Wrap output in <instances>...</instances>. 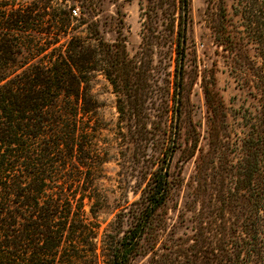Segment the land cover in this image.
Listing matches in <instances>:
<instances>
[{
	"label": "trees",
	"instance_id": "1",
	"mask_svg": "<svg viewBox=\"0 0 264 264\" xmlns=\"http://www.w3.org/2000/svg\"><path fill=\"white\" fill-rule=\"evenodd\" d=\"M77 1L90 8L98 0ZM177 1V26L172 21L162 30L167 52L175 43L173 103L165 109L176 118L181 114L189 0ZM29 7L22 6L13 18L0 12V264H132L149 253L146 264H264V0H235L231 15L221 5L222 21L209 26L216 45L227 53L229 71L257 101L254 110L246 109L242 115L247 128L242 157L230 178L232 186L223 190V206L215 207L219 216L199 219L191 243L163 241L170 225L164 207L179 184L171 171L179 145V126L173 125L139 197L116 213L104 230L99 253V222L93 208V170L99 151L88 143L96 132L89 124L97 105L88 83L98 71L110 83L116 96L117 135L122 140H152L146 122L138 125L134 119L143 118V110L151 118L164 115V108L153 114L161 109L154 107L157 81L148 66L159 26H143L141 45L132 57L126 51L122 26L111 42L100 35L98 26H89L91 32L85 37L74 35L64 44L56 45V40L40 48L28 47L36 56L51 47L36 61H16L11 57L19 49L9 33L13 26H21L20 37L29 26L43 33L39 27L44 25L46 10L33 17ZM72 9H55L47 18L54 24H48L54 34L64 33ZM116 13L121 15L120 10ZM233 16H239L236 23ZM245 39L253 54L245 48ZM167 59L170 65L171 56ZM203 92L211 152L216 153L224 145L219 140L224 105L213 82L203 84ZM196 144L193 139L188 158ZM197 168L204 187L205 166L199 163Z\"/></svg>",
	"mask_w": 264,
	"mask_h": 264
},
{
	"label": "rangeland",
	"instance_id": "2",
	"mask_svg": "<svg viewBox=\"0 0 264 264\" xmlns=\"http://www.w3.org/2000/svg\"><path fill=\"white\" fill-rule=\"evenodd\" d=\"M41 4L46 5V9L40 7ZM160 4L158 0H98L91 3L89 8L77 0H0V12L9 13L8 17L13 18L22 6H30L29 12L33 17L43 14V10H46L45 15L43 14L44 25L39 27L43 33L39 34L35 26H29L24 37H20L23 34L18 31L21 26H13L9 32L13 35L15 46L19 48L11 54V57L16 61L28 60L30 63L49 52L51 47L38 56L34 53L35 51L28 50V47L40 48L48 41L56 40H58L56 45L64 44L70 36L74 35L85 37L91 32L87 29L89 26H98L100 35L110 42L116 37L119 26H122L126 51L132 57L141 45L143 26H159L155 32L159 38H154L152 41L155 48L151 54V63L148 64L152 68L153 81H157L155 94L158 97L154 107L161 110L154 111L153 114L156 115L160 114L163 108L165 109L167 103L168 106H172L171 95L174 93L172 89L173 59L176 52L172 48L175 43L171 44L167 52V46L164 47L168 44L164 43L166 32L162 30L165 26H171L172 21L176 27L179 20L177 0H163ZM233 4L235 0H211L210 2L189 0L185 25V56L181 71L183 75L181 114L176 118L171 109L168 111L165 109L161 117L151 118L147 116L148 112L143 110L141 113L143 118L136 117L134 121L138 125L146 122L153 138L149 142L142 140L139 143H132L131 139L124 141L119 134L117 135L118 113L115 107V93L101 72L91 74L88 88L97 107L90 114L92 121L89 125L93 126L96 132L92 141L88 139V143L92 142L99 151L93 170V185L96 188L93 208L96 212V220L99 222L96 238L98 253L102 234L114 219L115 214L139 197L140 190L149 177L150 168L155 166L168 140L170 130H173L171 128L173 125L179 126L176 134L179 145L171 161V171L178 176L179 184L164 207L167 222L170 225L167 233L162 237L163 241L166 238L179 242L187 239L185 242L191 243L193 239L189 238H193L194 227L199 219L206 221L214 218L215 215L219 216V211L215 207L223 206L220 199L223 190L232 186L234 181L231 182L230 178L237 170V164L242 157L241 145L247 131L242 115L246 109L254 110L257 107V101L247 87L241 85V81L235 79V74L229 71L227 53L216 45L209 27L213 22L222 21L221 5L225 6L227 13L231 15ZM60 8H65L67 12L74 8L76 13L71 11L69 25L64 33L58 35L54 34V28L48 27V24L49 26L54 24L51 25V20L47 18H51L53 11ZM117 10L121 13L119 17ZM118 18L122 19V24H119ZM238 20L239 16H233L235 23ZM174 37L175 32L172 33V39ZM243 44L245 48L247 47L248 53L253 54L252 46L246 42V39ZM169 55L172 59H170V65H167ZM166 67L167 70H165ZM166 79L169 84L165 81ZM210 82H213V89L224 105L222 133L219 138L224 145L221 144L223 147L216 153L211 152L209 112L203 92V84ZM160 96L161 100L158 99ZM169 98L170 100L167 101ZM154 125L156 127H153ZM193 139H197L196 149L188 158ZM204 155L203 160L206 164L203 160L201 161ZM199 163L205 166L203 169L207 174L204 187H201L198 178L197 164ZM226 218H230V214H227ZM167 243L169 241L166 240ZM150 255L149 253L138 257L132 264H146Z\"/></svg>",
	"mask_w": 264,
	"mask_h": 264
},
{
	"label": "built area",
	"instance_id": "3",
	"mask_svg": "<svg viewBox=\"0 0 264 264\" xmlns=\"http://www.w3.org/2000/svg\"><path fill=\"white\" fill-rule=\"evenodd\" d=\"M72 12H73L74 14L76 13L74 8L72 9Z\"/></svg>",
	"mask_w": 264,
	"mask_h": 264
}]
</instances>
